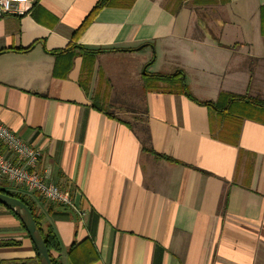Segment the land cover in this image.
<instances>
[{
  "label": "crops",
  "instance_id": "crops-1",
  "mask_svg": "<svg viewBox=\"0 0 264 264\" xmlns=\"http://www.w3.org/2000/svg\"><path fill=\"white\" fill-rule=\"evenodd\" d=\"M97 1L33 0L0 18V122L41 149L38 169L73 203L23 194L53 229L54 256L264 264V122L144 86L145 73L180 71L198 101L264 100V0H134L75 39ZM104 49L118 51L92 52ZM35 255L0 206V264Z\"/></svg>",
  "mask_w": 264,
  "mask_h": 264
},
{
  "label": "trees",
  "instance_id": "trees-1",
  "mask_svg": "<svg viewBox=\"0 0 264 264\" xmlns=\"http://www.w3.org/2000/svg\"><path fill=\"white\" fill-rule=\"evenodd\" d=\"M120 2H122L120 4ZM134 0H98L93 7V9L90 11V13L87 15V17L83 20L80 27L73 32V37L77 39L81 33L87 28V26L93 21L95 16L103 9L108 8L112 6H122L125 8H129L132 6ZM176 5V4H175ZM174 5V6H175ZM177 6V5H176ZM260 30L261 34L264 35V6L260 9ZM81 49V48H80ZM81 51H84L83 48ZM112 52V51H118L115 49H104V50H98V51H92V52ZM84 52H88L87 49H85ZM62 53V52H61ZM146 68V67H145ZM182 73L179 71H176L175 73L168 75V74H148L145 73V81L144 86L145 90H171L176 91L180 94L185 95L189 100L195 102L196 104L202 105V106H210L214 110H235L236 112H240V119L243 117H252L254 119L260 120L264 122V100L261 98H253L249 95L245 96H236V95H221V97L218 99L217 102H202L198 101L195 98L191 96V94L188 92L186 85L183 83V80L181 78ZM154 85H151L153 84ZM160 85V86H159ZM162 85V86H161ZM168 86V87H164ZM221 105V106H220ZM220 106V107H219ZM129 129H131V126L129 123H124ZM228 135H235V132L232 131H225ZM146 134V132H145ZM234 143H236V139L234 140ZM170 160V159H167ZM173 162L172 160H170ZM0 193L16 198L20 200L23 204L26 205V207L29 209L30 213L33 216V220L36 224V227L38 228L41 237L43 239L44 245L46 247V250L48 252L51 264H61L58 257L54 256V253H59L61 251L59 242L57 240V237L51 227H43L41 223V218L38 215L34 205L32 202L24 196L22 193H14L9 192L4 189H0ZM15 218L18 219V217L11 211H9ZM23 227V226H22ZM89 253H93L94 250L91 247L90 250L87 249ZM36 252V251H35ZM87 252V253H88ZM35 263L33 261H27L26 264H39V260L37 257V254L35 255Z\"/></svg>",
  "mask_w": 264,
  "mask_h": 264
},
{
  "label": "built area",
  "instance_id": "built-area-1",
  "mask_svg": "<svg viewBox=\"0 0 264 264\" xmlns=\"http://www.w3.org/2000/svg\"><path fill=\"white\" fill-rule=\"evenodd\" d=\"M32 1L0 0V18L21 13L19 5ZM41 156V149L25 143L0 122V189L73 208L69 189L52 181L49 168L38 169Z\"/></svg>",
  "mask_w": 264,
  "mask_h": 264
},
{
  "label": "water",
  "instance_id": "water-1",
  "mask_svg": "<svg viewBox=\"0 0 264 264\" xmlns=\"http://www.w3.org/2000/svg\"><path fill=\"white\" fill-rule=\"evenodd\" d=\"M0 206L13 212L18 217L35 248L39 264H51L41 234L36 227L33 216L26 205L16 198L0 193Z\"/></svg>",
  "mask_w": 264,
  "mask_h": 264
},
{
  "label": "rangeland",
  "instance_id": "rangeland-1",
  "mask_svg": "<svg viewBox=\"0 0 264 264\" xmlns=\"http://www.w3.org/2000/svg\"><path fill=\"white\" fill-rule=\"evenodd\" d=\"M151 85H154V83H153V84H151ZM159 86H160V85H159ZM161 86H162V85H161ZM164 87L166 88V87H168V86H164ZM117 97H119V95H117ZM262 97H263V96H262ZM262 97H261V98H262ZM262 99H263V98H262Z\"/></svg>",
  "mask_w": 264,
  "mask_h": 264
}]
</instances>
